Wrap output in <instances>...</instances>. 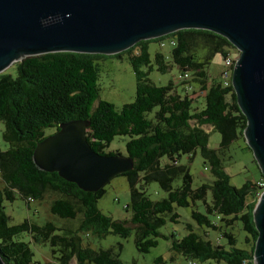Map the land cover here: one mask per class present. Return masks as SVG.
Segmentation results:
<instances>
[{"label":"trees","instance_id":"trees-1","mask_svg":"<svg viewBox=\"0 0 264 264\" xmlns=\"http://www.w3.org/2000/svg\"><path fill=\"white\" fill-rule=\"evenodd\" d=\"M170 35L174 38L171 62L183 78L188 76L182 83H188L191 76L192 84L204 91L202 108L190 93L182 95L172 83L156 86L149 78L150 70H141L142 66L152 67L148 49L151 40L115 55H128L137 78L135 101L120 109L100 96L96 61L104 55L45 54L13 64V73L0 74V256L5 264H39L34 260L32 242L49 244L57 264H122V244L117 250H93L83 246L80 236L83 232L99 237L109 233L122 238L130 235L126 221L114 220L98 208L105 187L85 192L57 173L41 170L34 161L37 144L52 135L48 130L57 131L72 120L89 123L88 142L102 155H120L106 150L116 137L129 138L126 156L134 161V169L122 176L130 186L131 223L140 253L147 254L157 246L161 236L158 229L168 215L178 222L175 206L192 207L191 217L199 232L188 225L185 237L172 236L173 252L193 263L254 264L259 236L254 210L262 188L250 182L240 188L234 186L225 166L232 143L245 138L248 122L233 86L225 87L218 76L211 77L208 72L216 56L223 60L236 48L206 30H180ZM137 48L139 53L134 54ZM154 59L158 70L167 68L162 53H156ZM207 126L221 135L217 149L209 147ZM197 154L209 166L213 181L194 188L189 166L180 160L183 155L193 159ZM151 183H157L167 196L153 201L147 194ZM48 194L57 196L50 204L51 213L64 220L78 219L76 227H58L52 222L39 225L27 219L11 223L5 202L17 198L27 203L42 201ZM197 203L202 204L204 212L197 209ZM235 225L246 234L243 241L232 231ZM211 231L219 233L218 241L207 238ZM154 264H164L163 258H157Z\"/></svg>","mask_w":264,"mask_h":264},{"label":"water","instance_id":"water-1","mask_svg":"<svg viewBox=\"0 0 264 264\" xmlns=\"http://www.w3.org/2000/svg\"><path fill=\"white\" fill-rule=\"evenodd\" d=\"M189 29L216 33L239 51L232 86L248 122L245 139L264 177V0H0V74L29 57L117 55ZM88 127L86 120L61 124L37 144L34 161L85 192H97L131 172L134 161L94 151ZM254 221V264H264V192Z\"/></svg>","mask_w":264,"mask_h":264},{"label":"rangeland","instance_id":"rangeland-1","mask_svg":"<svg viewBox=\"0 0 264 264\" xmlns=\"http://www.w3.org/2000/svg\"><path fill=\"white\" fill-rule=\"evenodd\" d=\"M174 38L171 35L161 37L160 40L153 39L148 44L149 52L152 56V67L142 66L141 70L149 72V78L156 86H166L170 83L178 90L179 93L185 95V87H189L193 81L190 76L188 83H182V72L171 62V53L174 48L172 45ZM164 44L161 47V44ZM139 53V48L134 51V54ZM156 53H162L165 57V65L167 68L164 71L158 70L155 63L154 56ZM230 54L236 59L239 58L240 53L236 49H231ZM99 68V87L100 96L102 100L113 103L118 109L123 105L135 101L137 93V78L134 69L128 59L127 54L122 57L115 55H104L96 61ZM223 68L221 56H216L210 65L208 72L211 77L218 76ZM5 72L13 73L14 70L10 67ZM203 90L198 87L190 92L196 105L199 108L203 107ZM196 95V96H195ZM206 131L210 133L211 149H217L221 142V135L213 131L211 127H205ZM55 133L54 130H48L47 134ZM128 137L118 136L111 143L110 147L106 150L109 152H118L122 156L127 155L126 143ZM3 149H6L2 145ZM181 164L189 166L190 173L194 179V188L199 187L203 183H212L213 178L209 170V166L204 163L203 158L197 154L193 159L189 155H183ZM225 166L228 174L231 176V182L234 186L240 188L246 182L259 183L264 182L261 167L255 158L252 149L249 148L245 138H239L234 141L226 154ZM180 181L176 182L178 185ZM106 193L98 201V208L106 215L114 220L126 221L128 227L131 228V233L128 237L122 238L118 235L109 233L105 237H99L91 232H83L80 234L84 247H90L93 250L115 248L117 250L118 244H122V251L120 253V260L122 264H154L156 259L161 257L164 264H225L224 262L207 261L195 263L184 259L181 255L171 250L172 236L177 239H182L188 234L187 226L192 225L194 229L199 232L196 223L191 217L192 207H178L175 206L174 213L179 215L178 222L170 220L171 215H168L167 222L159 227L160 237L157 238L158 244L152 248L149 253L143 254L137 250L135 245V230L132 227L131 219L133 212L131 209L130 186L127 177L118 176L110 181L105 186ZM263 193V192H261ZM147 194L153 201H158L167 196V193L160 189L157 183H151L147 188ZM209 199L211 194H209ZM55 194H48L42 201H26L17 198L14 202H5L6 212L12 218V224H19L25 219L44 225L47 222H52L58 227L74 226L79 223L76 220H64L50 211L51 202L56 199ZM260 198H258V201ZM197 209L204 212V207L201 203H197ZM240 226L235 225L232 231L238 236L240 241L245 238V233L239 229ZM201 233V231H200ZM219 233L209 232L208 239L218 241ZM28 241V236L25 237ZM34 252V260L39 264H57L53 259L51 247L49 244L35 243L30 244ZM246 249L250 248L249 244L244 246ZM72 264H77L73 261Z\"/></svg>","mask_w":264,"mask_h":264},{"label":"built area","instance_id":"built-area-1","mask_svg":"<svg viewBox=\"0 0 264 264\" xmlns=\"http://www.w3.org/2000/svg\"><path fill=\"white\" fill-rule=\"evenodd\" d=\"M223 68L221 72L219 73L218 77L220 81L223 83L225 87H230L232 86V75L233 72H229V65H235L237 59L233 57L232 55L227 56L223 60ZM188 76L185 75L183 79H186ZM259 186L262 188L260 192H264V182H259ZM262 193L258 194V198H260Z\"/></svg>","mask_w":264,"mask_h":264},{"label":"crops","instance_id":"crops-1","mask_svg":"<svg viewBox=\"0 0 264 264\" xmlns=\"http://www.w3.org/2000/svg\"><path fill=\"white\" fill-rule=\"evenodd\" d=\"M222 65H223V61H222ZM195 88H198V87L196 85H194V83H193V84H191V86L185 87L184 91L189 94L191 91H194Z\"/></svg>","mask_w":264,"mask_h":264},{"label":"bare ground","instance_id":"bare-ground-1","mask_svg":"<svg viewBox=\"0 0 264 264\" xmlns=\"http://www.w3.org/2000/svg\"><path fill=\"white\" fill-rule=\"evenodd\" d=\"M235 66V65H234ZM232 67V65H229V72H233V69L231 68Z\"/></svg>","mask_w":264,"mask_h":264}]
</instances>
